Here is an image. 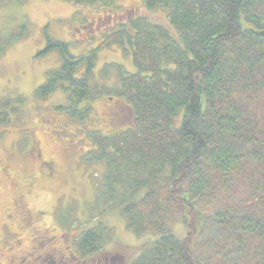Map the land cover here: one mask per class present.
I'll use <instances>...</instances> for the list:
<instances>
[{
  "label": "trees",
  "instance_id": "trees-1",
  "mask_svg": "<svg viewBox=\"0 0 264 264\" xmlns=\"http://www.w3.org/2000/svg\"><path fill=\"white\" fill-rule=\"evenodd\" d=\"M62 1L112 10L115 0ZM143 5L167 10L171 32L134 17L78 57L44 35L36 56L56 51L60 65L33 96L59 90L67 104L57 111L81 123L92 109L79 104L91 96H113L131 111L132 124L117 133L90 128L93 149L85 154L103 165L98 199L114 203L134 236H153L131 264H264V0ZM24 36L21 25L16 38ZM110 44L130 56L134 72L107 64L118 86L97 90L89 76ZM23 100L0 102V126L19 115ZM108 232L102 223L82 232L77 254L97 252Z\"/></svg>",
  "mask_w": 264,
  "mask_h": 264
},
{
  "label": "rangeland",
  "instance_id": "rangeland-1",
  "mask_svg": "<svg viewBox=\"0 0 264 264\" xmlns=\"http://www.w3.org/2000/svg\"><path fill=\"white\" fill-rule=\"evenodd\" d=\"M113 7H78L62 0H11L0 7V102L24 99L19 115L0 126V264H45L44 257L46 264L53 257L70 264L104 258L131 264L153 240L151 235L134 236L114 203L98 199L103 165L85 156L93 149L90 128L105 135L132 124L125 103L113 96H91L79 104L92 109L81 123L57 111L67 104L59 90L44 99L33 96L46 74L60 65L56 51L36 56L45 47V37L67 43L68 53L78 57L134 17L169 29L168 11L148 10L143 0H115ZM21 25L25 36L17 39ZM107 64L134 72L130 56L110 44L96 53L91 87L118 86L114 70L104 71ZM97 223L106 227L110 239L94 254L80 256L75 248L79 235ZM170 228L176 237L183 236L177 219ZM47 239L45 246L38 245Z\"/></svg>",
  "mask_w": 264,
  "mask_h": 264
},
{
  "label": "flooded vegetation",
  "instance_id": "flooded-vegetation-1",
  "mask_svg": "<svg viewBox=\"0 0 264 264\" xmlns=\"http://www.w3.org/2000/svg\"><path fill=\"white\" fill-rule=\"evenodd\" d=\"M112 116H114V115H112ZM49 242V239H47V241L46 240H43V242H41V243H38V245H41V246H45L46 245V243H48ZM24 259V258H23ZM44 260L42 261L43 263H48V261H46V257H44L43 258ZM22 260V259H21ZM21 260H20V262H21ZM51 261H52V264H70L71 262H70V260H68V261H64L62 258H60V257H53L52 259H51ZM93 264H113L112 263V260L111 259H107V258H104V259H101V261H96V262H93Z\"/></svg>",
  "mask_w": 264,
  "mask_h": 264
},
{
  "label": "bare ground",
  "instance_id": "bare-ground-1",
  "mask_svg": "<svg viewBox=\"0 0 264 264\" xmlns=\"http://www.w3.org/2000/svg\"><path fill=\"white\" fill-rule=\"evenodd\" d=\"M260 11V10H259Z\"/></svg>",
  "mask_w": 264,
  "mask_h": 264
}]
</instances>
